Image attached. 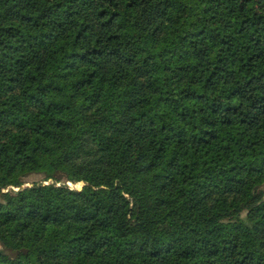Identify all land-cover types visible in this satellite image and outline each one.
<instances>
[{"label": "trees", "instance_id": "1", "mask_svg": "<svg viewBox=\"0 0 264 264\" xmlns=\"http://www.w3.org/2000/svg\"><path fill=\"white\" fill-rule=\"evenodd\" d=\"M263 183L264 0H0V264H264Z\"/></svg>", "mask_w": 264, "mask_h": 264}, {"label": "rangeland", "instance_id": "2", "mask_svg": "<svg viewBox=\"0 0 264 264\" xmlns=\"http://www.w3.org/2000/svg\"><path fill=\"white\" fill-rule=\"evenodd\" d=\"M40 179V176L39 175H30L29 177H28V181L29 182H31V181H37V180H39ZM45 183H50V181H47V182H45ZM64 183H66L68 186H70L71 188H75V189H80L81 187H82V184H83V182H79V183H76V184H74V183H71V182H64ZM26 184H30V183H26ZM25 185V184H24ZM260 189L263 191V193H264V183L260 186ZM13 190H14V188H13ZM4 191H7V189H5ZM245 215V213L243 212L242 213V216H244ZM0 250H2L3 252H5V253H8L9 255H12V253L8 250V249H6V248H4L1 244H0Z\"/></svg>", "mask_w": 264, "mask_h": 264}, {"label": "water", "instance_id": "3", "mask_svg": "<svg viewBox=\"0 0 264 264\" xmlns=\"http://www.w3.org/2000/svg\"><path fill=\"white\" fill-rule=\"evenodd\" d=\"M84 184V183H83ZM82 184V185H83ZM31 184H25V185H21V186H19V187H17V188H14V191L15 192H19L20 190H22L23 188H25L26 186H30Z\"/></svg>", "mask_w": 264, "mask_h": 264}]
</instances>
